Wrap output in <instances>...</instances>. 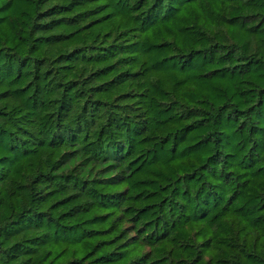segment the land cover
Segmentation results:
<instances>
[{
    "label": "trees",
    "instance_id": "trees-1",
    "mask_svg": "<svg viewBox=\"0 0 264 264\" xmlns=\"http://www.w3.org/2000/svg\"><path fill=\"white\" fill-rule=\"evenodd\" d=\"M0 264H264V0H0Z\"/></svg>",
    "mask_w": 264,
    "mask_h": 264
}]
</instances>
